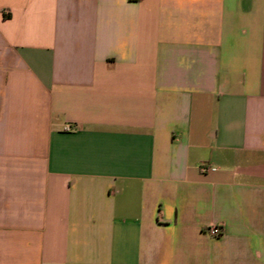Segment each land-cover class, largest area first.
Segmentation results:
<instances>
[{"label": "crops", "instance_id": "obj_1", "mask_svg": "<svg viewBox=\"0 0 264 264\" xmlns=\"http://www.w3.org/2000/svg\"><path fill=\"white\" fill-rule=\"evenodd\" d=\"M0 264H264V0H0Z\"/></svg>", "mask_w": 264, "mask_h": 264}, {"label": "built area", "instance_id": "obj_2", "mask_svg": "<svg viewBox=\"0 0 264 264\" xmlns=\"http://www.w3.org/2000/svg\"><path fill=\"white\" fill-rule=\"evenodd\" d=\"M67 131H71V128H66ZM208 170V168L206 166H203L201 168V172H206ZM206 233L213 237V238H218L222 235V230L221 228H219L218 226H210L209 228H207Z\"/></svg>", "mask_w": 264, "mask_h": 264}]
</instances>
